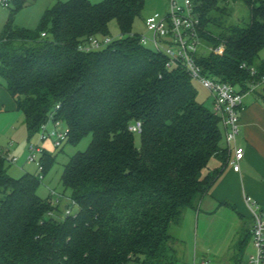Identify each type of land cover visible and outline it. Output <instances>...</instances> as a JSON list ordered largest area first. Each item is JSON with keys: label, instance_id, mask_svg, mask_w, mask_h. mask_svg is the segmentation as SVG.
<instances>
[{"label": "trees", "instance_id": "1", "mask_svg": "<svg viewBox=\"0 0 264 264\" xmlns=\"http://www.w3.org/2000/svg\"><path fill=\"white\" fill-rule=\"evenodd\" d=\"M34 1L10 7L0 77L29 138L53 115L68 142L88 134L92 141L64 165L61 182L78 206L65 217L69 203L52 205L38 194L36 174L13 177L0 158V264H178L181 240L172 227L199 209L229 161L219 117L198 100L183 68H169L132 32L145 0H58L37 28L17 25L16 13ZM240 1L248 22L227 23L221 0H194L204 41L224 46L199 57L204 73L245 92L264 79V0ZM113 20L120 38L98 51L79 49L89 36L109 35ZM135 120L141 146L129 130ZM213 157L222 166L209 170ZM55 162L44 152L43 172ZM247 241L241 234L238 243Z\"/></svg>", "mask_w": 264, "mask_h": 264}, {"label": "crops", "instance_id": "2", "mask_svg": "<svg viewBox=\"0 0 264 264\" xmlns=\"http://www.w3.org/2000/svg\"><path fill=\"white\" fill-rule=\"evenodd\" d=\"M260 58L264 62L262 52ZM0 81V116H18L17 113L21 111L15 99L7 91L5 81ZM252 86L253 83L244 92L241 131L236 141L245 150L241 168L239 171L233 169L229 163L233 153H229L228 163L201 201L199 209H188L185 212L183 227L179 235H175L180 240L188 241V252L178 264H251L250 257L255 254L254 206L247 201V197L264 211V79ZM210 100L212 108L211 94ZM20 118L26 128L24 115ZM223 145L227 147L225 139ZM220 166L221 159L213 157L209 170ZM241 234L248 239L243 245L238 243ZM126 264L142 263L131 260Z\"/></svg>", "mask_w": 264, "mask_h": 264}, {"label": "built area", "instance_id": "3", "mask_svg": "<svg viewBox=\"0 0 264 264\" xmlns=\"http://www.w3.org/2000/svg\"><path fill=\"white\" fill-rule=\"evenodd\" d=\"M15 0H0V6L10 8ZM168 11L161 15L156 13L147 17L144 21L147 33L139 35L140 42L155 51L161 52L167 59L169 68L181 67L190 76L192 81H196L210 91L213 100V112L221 121L224 139L227 143L229 153H233L229 163L235 171H239L240 163L245 155V150L236 144L240 134L241 112L244 110V92L237 89L235 85L219 81L209 77L204 73V69L199 62V57L209 52L221 53L224 46L208 45L202 37L201 19L197 5L194 0H168ZM46 33H43L45 36ZM120 38V37H119ZM115 39L110 35L89 36L79 44V49L86 52L98 51L108 47ZM208 48L203 50V48ZM244 66V64H243ZM251 74L256 73L254 67L250 68ZM255 83H253V86ZM252 86V87H253ZM52 121L54 128L49 130L47 123ZM62 121L55 120L53 115L40 127L41 141L54 138L57 147L61 146L62 141L68 139L67 127L62 130ZM132 133L142 134L143 125L141 120H135L129 125ZM29 160L38 164L36 175L42 180L44 166L41 157L38 161V153L41 151L39 145L31 144ZM0 158L11 163H17L18 158L10 156L8 150L0 147ZM53 191L49 196L52 205L62 202L63 196L55 195ZM55 195V196H54ZM247 201L254 206V246L255 254L250 257L251 264H264V211L260 206L247 197ZM76 203L70 199L69 204L64 209L65 216L74 214L73 206ZM53 215V213H50ZM206 264V263H203Z\"/></svg>", "mask_w": 264, "mask_h": 264}, {"label": "rangeland", "instance_id": "4", "mask_svg": "<svg viewBox=\"0 0 264 264\" xmlns=\"http://www.w3.org/2000/svg\"><path fill=\"white\" fill-rule=\"evenodd\" d=\"M58 0H36L30 2L22 7L15 15V23L19 26L26 28H37L41 22V18L45 10L51 7ZM67 1V0H60ZM92 2H101L103 0H90ZM220 6L223 7L227 14L224 17L227 23L234 22H248L250 19L249 7L240 0H221ZM169 8L168 0H145V6L141 15L136 19L133 26V33L138 35L148 34L145 27V19L156 13L164 15ZM10 8L6 6H0V33L3 26L10 14ZM112 38L117 39L121 37L119 26L115 20L110 23V34ZM203 48V47H202ZM207 50L208 48H203ZM262 56L264 57V49L262 50ZM0 79H2L0 77ZM1 82V81H0ZM193 84L198 91V100L202 102L209 109L213 110V104L211 108L210 91L206 89L200 83L193 81ZM240 89L239 86H236ZM14 115H2L0 116V147L8 149L10 156L18 158L17 163H11L6 161V168L8 173L13 177H20L25 172H31L36 174L38 172V164L29 160L31 144L39 145L41 151L38 153V161L42 155V152H47L54 155L55 163L49 168L47 173H44L38 188V194L43 198H48L51 192H55V195H61L62 206L70 202V189H67L61 182V174L64 165L68 162L69 158L79 151H85L92 141V135L88 134L81 141L76 144L68 142V139L62 141L61 146L57 147L52 138H48L45 141H41L40 132H36L31 138H29L28 131L25 126L21 124L22 112H18ZM23 119V118H22ZM49 130L54 128L52 121L47 123ZM62 130H65L66 125L62 123ZM137 146H141V136L137 133L134 134ZM13 141V143L11 142ZM54 195V196H55ZM65 208V207H63ZM78 211V206H73V213ZM62 217H65L64 211L61 213ZM183 223L180 226H173L172 232L179 235V230L182 229ZM187 240L181 239L179 243V251L182 258L188 252Z\"/></svg>", "mask_w": 264, "mask_h": 264}]
</instances>
